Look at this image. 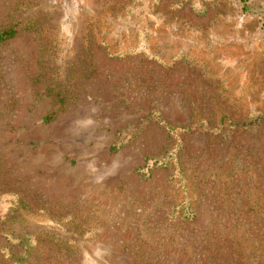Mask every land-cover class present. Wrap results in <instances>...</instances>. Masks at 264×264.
<instances>
[{"label":"rangeland","instance_id":"obj_1","mask_svg":"<svg viewBox=\"0 0 264 264\" xmlns=\"http://www.w3.org/2000/svg\"><path fill=\"white\" fill-rule=\"evenodd\" d=\"M247 6L0 0V264H264V123H225L264 114Z\"/></svg>","mask_w":264,"mask_h":264},{"label":"trees","instance_id":"obj_2","mask_svg":"<svg viewBox=\"0 0 264 264\" xmlns=\"http://www.w3.org/2000/svg\"><path fill=\"white\" fill-rule=\"evenodd\" d=\"M236 2L238 4V8L241 13H246L249 11L248 6H247L248 0H236ZM259 14L261 17V26L264 27V11H261ZM22 30L23 28H19V27L17 28V26H9V27L0 29V43H5L6 41L14 38ZM41 60H44V59L41 57ZM69 88L70 89L61 88L60 84H57L55 82V78H53V80L49 82V85L47 86V89L45 92L51 98L53 106H55V111L43 117L42 121L46 122V121L52 120L56 111L61 110L64 106L68 104V102L72 99V96L74 95V91L72 90H74L75 87L71 85ZM225 123L230 128L254 127L261 123H264V114L261 116H256L253 119L248 120L246 122L225 121Z\"/></svg>","mask_w":264,"mask_h":264}]
</instances>
